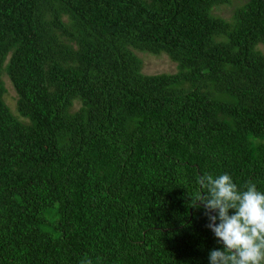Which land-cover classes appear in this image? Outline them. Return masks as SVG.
<instances>
[{"label":"trees","instance_id":"trees-1","mask_svg":"<svg viewBox=\"0 0 264 264\" xmlns=\"http://www.w3.org/2000/svg\"><path fill=\"white\" fill-rule=\"evenodd\" d=\"M233 1L0 0V264H208L201 177L264 191V0Z\"/></svg>","mask_w":264,"mask_h":264},{"label":"clouds","instance_id":"clouds-1","mask_svg":"<svg viewBox=\"0 0 264 264\" xmlns=\"http://www.w3.org/2000/svg\"><path fill=\"white\" fill-rule=\"evenodd\" d=\"M200 184L206 191L192 203L203 207L219 245L208 264H264V191L254 182L242 189L226 172L205 174Z\"/></svg>","mask_w":264,"mask_h":264},{"label":"rangeland","instance_id":"rangeland-1","mask_svg":"<svg viewBox=\"0 0 264 264\" xmlns=\"http://www.w3.org/2000/svg\"><path fill=\"white\" fill-rule=\"evenodd\" d=\"M243 0H234L232 4L223 5L217 10V13L224 18H231L233 10L240 6ZM245 1V0H244ZM144 58V71L149 74H157L164 72H176V64L171 61L167 55L155 56V55H143ZM8 92L6 94V101L11 106L12 110L16 112L17 109V94L10 82L5 77Z\"/></svg>","mask_w":264,"mask_h":264}]
</instances>
